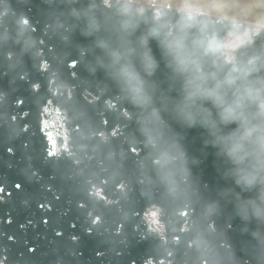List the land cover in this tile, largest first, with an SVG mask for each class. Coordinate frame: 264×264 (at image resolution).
<instances>
[{
	"label": "clouds",
	"instance_id": "clouds-1",
	"mask_svg": "<svg viewBox=\"0 0 264 264\" xmlns=\"http://www.w3.org/2000/svg\"><path fill=\"white\" fill-rule=\"evenodd\" d=\"M41 3L49 9H42V26L41 20L34 22L29 16L30 0H17L24 7L0 0L3 75L9 77L10 88L18 82L29 85L39 116L35 127L21 126L19 121L29 111L19 120L10 115V93L0 90V126L15 125L17 138L37 135L38 128L43 143L50 145V150L44 149L45 159L66 157L79 164L76 153L86 150L81 142L89 139L99 141L94 151L101 145L107 148L106 159L116 170L85 179L81 192L91 206L87 219L93 226L101 223L104 209L121 198L127 202L131 185L123 177V161L128 152L139 155L137 147L142 145L147 154L139 165L143 177L139 183L144 186L140 195L148 200L142 219L147 235L158 241L155 258L145 264H239L231 245L216 244L224 236L215 227L214 217L221 215L219 201L201 195L200 181L190 167L198 166L199 160L189 158L183 143L184 130L204 129V147L216 150L226 169L223 178L235 185L216 194L234 197L225 203L234 204L235 215L246 223L256 222L251 235L264 264V0H87L86 4L60 0L66 11L59 10L56 0ZM76 34L88 43L75 42ZM161 64L166 88L156 79ZM78 66L86 75L73 71ZM98 71L115 86L117 99L134 110L123 111L128 121L135 118L134 131L124 139L127 152L111 144L117 138L115 131L84 133L91 121L75 91L79 84L90 86L89 78L94 79ZM98 90L103 95L108 83L98 85ZM88 95L86 89L85 101ZM23 103L19 100L16 106ZM106 105L113 107L110 102ZM50 110L63 117L68 130L59 147L45 132ZM99 115V125L106 126L103 112ZM153 189L159 190V201ZM85 207L78 202V208ZM168 207L174 211L166 212ZM123 219L126 222L128 216ZM123 228L124 223L117 224L116 235ZM7 260L3 256L0 264Z\"/></svg>",
	"mask_w": 264,
	"mask_h": 264
},
{
	"label": "water",
	"instance_id": "water-1",
	"mask_svg": "<svg viewBox=\"0 0 264 264\" xmlns=\"http://www.w3.org/2000/svg\"><path fill=\"white\" fill-rule=\"evenodd\" d=\"M12 2L17 7H24L17 5V0ZM86 2L87 0H81V4ZM56 4L60 11L67 10V6L60 4V0H56ZM29 7L30 18L34 22L41 20L42 26L44 18L41 17V12L42 9L49 10L47 5L42 4L41 0H30ZM24 10L27 11V7ZM37 27L39 31V24ZM74 40L81 44L88 43L79 34L74 36ZM152 47L159 61L160 55L154 43ZM5 70L4 60L0 55V90L10 93L9 114L17 115L19 120L25 111H29L30 115L20 120V125L30 123L35 127L39 116L33 105L34 98L28 90L29 85L18 82L12 86L17 89L13 92L9 87V77L3 75ZM73 71L78 76L86 75L79 66ZM89 79L90 86L79 84L75 91L77 99L86 105L91 121V128L84 127L85 135L90 134L93 129L103 130L107 134L115 131L117 138L112 139L111 144L118 149L122 147L127 152L128 144L124 143V139L129 132L134 131L135 118L128 121L123 116V111L127 108L132 113L134 110L126 101L117 99L119 93L110 81H105L103 71H98L94 79ZM156 79L162 87H167L163 64ZM72 83L75 85L77 81ZM103 83H108L109 90L101 95L98 85L102 87ZM86 89L89 95L85 101L83 94ZM19 100L24 103L17 107ZM106 102H110L113 107L107 108ZM100 112H103L104 119L107 120L106 126L99 125ZM45 119L49 121L45 132L59 147L68 135L64 119L54 110H50ZM174 127L176 131H181L179 126ZM17 132L16 126L10 123L0 126V187L4 189L0 193V258L8 256L5 264H145L150 257L155 258L158 241L147 235L146 222L142 219L148 205V200L140 195L144 186L139 183L143 178L139 165L147 154L142 145L137 147L139 155L128 152L123 161V177L131 185L127 202L121 198L120 203L104 209L101 223L93 226L87 219L91 206L81 192L85 179L92 178L95 174L109 175L116 170V166L106 159L107 148L101 145L98 151H94L99 141L89 139L81 142L86 150L76 153L81 161L79 164L66 157L45 159L44 149L50 150V145L43 143L38 128L37 135L26 133L17 138ZM183 135L189 158L199 160L198 166L190 164V167L193 175L200 181L201 195L205 198L210 195L214 201H219L221 215L214 217L215 227L218 231H223L224 236L223 239L216 240L217 246L225 241L231 245L239 264H261V251L251 235L256 230V222L246 223L235 215L234 204L225 203L226 199L234 200V197L216 194L218 190L235 187L231 179L223 178L226 169L222 158L219 160L216 157V150L211 146L204 147L203 137L207 138L204 129H187L183 131ZM153 192L159 201V190L153 189ZM235 192L239 193L240 189L235 188ZM119 195L118 193L117 196ZM243 195L247 197L249 193ZM78 202L84 203L86 207L78 208ZM43 204L45 208L40 207ZM48 205L51 206L50 211ZM172 211L174 208H166V212ZM125 215L128 216L126 222L123 219ZM119 223H124V228L120 235H116V225ZM57 232L61 235L57 236ZM9 236L14 240L9 241ZM145 236L147 238L142 239ZM177 259L179 260V256Z\"/></svg>",
	"mask_w": 264,
	"mask_h": 264
}]
</instances>
